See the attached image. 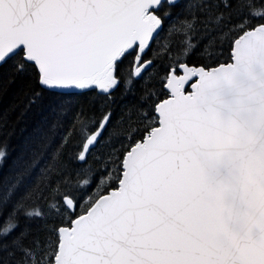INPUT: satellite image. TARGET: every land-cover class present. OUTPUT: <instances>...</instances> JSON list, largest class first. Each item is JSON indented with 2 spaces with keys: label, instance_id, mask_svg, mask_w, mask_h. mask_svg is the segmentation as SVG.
Segmentation results:
<instances>
[{
  "label": "snow or ice",
  "instance_id": "obj_1",
  "mask_svg": "<svg viewBox=\"0 0 264 264\" xmlns=\"http://www.w3.org/2000/svg\"><path fill=\"white\" fill-rule=\"evenodd\" d=\"M5 64L38 120L0 150V264H264V0H0Z\"/></svg>",
  "mask_w": 264,
  "mask_h": 264
},
{
  "label": "trees",
  "instance_id": "obj_2",
  "mask_svg": "<svg viewBox=\"0 0 264 264\" xmlns=\"http://www.w3.org/2000/svg\"><path fill=\"white\" fill-rule=\"evenodd\" d=\"M175 17V9L171 16L167 17L165 20V27L169 28L171 26V22ZM178 30V34L173 35L171 39L174 43L178 44L181 41H186L189 45L191 44V38H194L199 42V46L196 47L194 52L191 51V48H187L186 51L190 52L188 57L189 65L199 66L200 64L207 63L209 55L213 59L219 58L220 62H224L227 57V52L224 53L223 56L220 55L221 49L212 48V49H201L204 46L205 41L200 39V30L199 26L193 29H187L179 20L175 21V28L172 29L173 32ZM164 33H161L163 36ZM159 39V38H158ZM157 42H154V44ZM151 54V50H149L148 55ZM147 58V57H146ZM181 59L184 58L183 54L180 56ZM134 59V54L126 57L122 63V67L129 64ZM10 64H5L2 68H0V87L4 88L2 97H0V114L3 113L4 110L9 109L11 105H14L15 108L12 110L6 120L0 121V150H3L6 146V150L9 153L7 161L5 162L4 168L7 171V168L11 161L20 153L22 147L24 145L25 140L31 135L33 128L35 127L38 120V108L34 105L30 109H26L27 104V96L24 94V87L19 79H17L12 84H7V79L9 75ZM161 71L163 69H160ZM150 71H155L154 69ZM141 91L140 82L137 81L135 85L136 95H139ZM93 94H89L91 96ZM116 97V105H122L127 102H135L136 96L127 95L123 99H121V89H117L114 94ZM120 114V108L117 107L116 115H114L113 119L115 120L117 116ZM135 117V112H133V118ZM129 117H124V125L121 127H126L128 123ZM106 152V148H96L93 149L92 154L89 155V164H93L92 156L97 152ZM94 166V165H93ZM95 187V186H93ZM92 190L90 189L89 192Z\"/></svg>",
  "mask_w": 264,
  "mask_h": 264
},
{
  "label": "water",
  "instance_id": "obj_3",
  "mask_svg": "<svg viewBox=\"0 0 264 264\" xmlns=\"http://www.w3.org/2000/svg\"><path fill=\"white\" fill-rule=\"evenodd\" d=\"M189 90H190V85H189Z\"/></svg>",
  "mask_w": 264,
  "mask_h": 264
}]
</instances>
